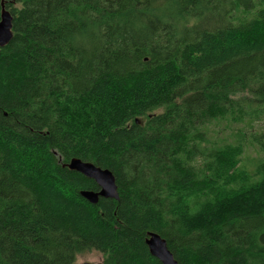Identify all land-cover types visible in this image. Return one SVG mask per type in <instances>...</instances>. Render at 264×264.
Listing matches in <instances>:
<instances>
[{"label": "trees", "instance_id": "1", "mask_svg": "<svg viewBox=\"0 0 264 264\" xmlns=\"http://www.w3.org/2000/svg\"><path fill=\"white\" fill-rule=\"evenodd\" d=\"M0 264H264V0H0ZM72 159L110 170L119 199Z\"/></svg>", "mask_w": 264, "mask_h": 264}, {"label": "water", "instance_id": "2", "mask_svg": "<svg viewBox=\"0 0 264 264\" xmlns=\"http://www.w3.org/2000/svg\"><path fill=\"white\" fill-rule=\"evenodd\" d=\"M12 16L2 8L0 22V48L7 46L13 38ZM68 167L94 180L100 187L99 192L82 191L81 195L91 204H98L100 198L119 199L118 186L114 174L108 169H102L93 163L83 162L80 159H72ZM150 253L162 264H179L173 253L169 250L166 240L157 233H149L146 241Z\"/></svg>", "mask_w": 264, "mask_h": 264}, {"label": "rangeland", "instance_id": "3", "mask_svg": "<svg viewBox=\"0 0 264 264\" xmlns=\"http://www.w3.org/2000/svg\"><path fill=\"white\" fill-rule=\"evenodd\" d=\"M211 137L212 140L222 143L223 141L236 143L238 134L245 133V145H244V155L241 160L240 169L247 171H254L257 164L262 157L257 146L251 141V134L255 132H260L264 130V120L262 122H257L254 124L244 123V124H228L227 122H222L221 124H216L211 127ZM103 256L97 251L90 253L81 254L77 258V264H102Z\"/></svg>", "mask_w": 264, "mask_h": 264}]
</instances>
